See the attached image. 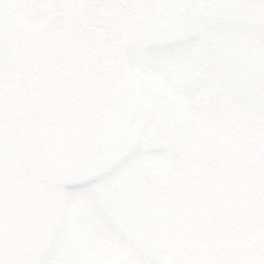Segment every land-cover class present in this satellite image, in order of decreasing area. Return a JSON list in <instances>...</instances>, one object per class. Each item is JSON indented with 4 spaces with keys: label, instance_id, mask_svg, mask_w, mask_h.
<instances>
[{
    "label": "rangeland",
    "instance_id": "obj_1",
    "mask_svg": "<svg viewBox=\"0 0 264 264\" xmlns=\"http://www.w3.org/2000/svg\"><path fill=\"white\" fill-rule=\"evenodd\" d=\"M162 1L148 24L171 27L112 40L48 0H0V264H264V0ZM98 43L118 68L99 105L64 67Z\"/></svg>",
    "mask_w": 264,
    "mask_h": 264
},
{
    "label": "flooded vegetation",
    "instance_id": "obj_2",
    "mask_svg": "<svg viewBox=\"0 0 264 264\" xmlns=\"http://www.w3.org/2000/svg\"><path fill=\"white\" fill-rule=\"evenodd\" d=\"M137 4V9L133 15L130 16H120L118 22L116 25H114L111 28L104 29V30H98L101 33H108L112 31L113 29H116L115 32H110L107 35L111 37L112 40H118V39H128L131 40L133 36L138 34L146 33L147 31L151 32H159L158 30H164L170 27L171 24L176 22V18H164L160 23L152 24V27L148 24L151 22V19L155 15L154 12L156 10H159V12L164 13L165 11L161 8L163 6L161 5V8L157 7L158 0L153 1V6H155L152 10V12H149L150 9L153 7H150L149 10H146L144 6L141 4L140 0H135ZM51 6L60 10H63V8H68L71 13L77 12L79 13L77 16H80L83 18L82 9L84 5V0H48ZM165 2V0L162 1V3ZM181 8L178 10V15L183 16L184 15V9L186 11L185 3L181 1L180 3ZM80 8V9H79ZM81 12V14H80ZM162 14L156 15L159 16ZM88 22V21H87ZM88 24L92 25L88 22ZM147 25V26H145ZM29 42L25 43L26 48L24 56H31L36 59V65L40 67L44 64V61H51L52 55L49 56L47 53L48 48L50 47V41L46 40L42 37L40 33H34L29 38ZM102 43H98V47H101L100 51L98 52V49L95 51L87 52V55L85 54L82 57L75 56H69L65 62L64 67L66 69L65 71V79H68L70 82L73 81L72 84L77 82L84 83L85 90L88 92V96L92 97V94L94 95L96 99L97 105L101 104L104 94H103V88L105 85V81H112V76L117 74L118 68L116 64V60L113 58L107 61L108 67H106V70L104 68L103 64V47L101 46ZM106 50H109L111 52V55H117L119 54L120 48L112 45L110 42L109 46L105 47ZM132 49L130 46L123 47L122 50L125 51V54H129V51ZM127 51V52H126ZM109 52H107L109 54ZM79 60V63L77 62ZM124 73L127 76L128 81L130 82V70L129 68H124ZM125 76V77H126ZM34 97L36 98V102L34 100V104L38 105V108L36 109V106H33L32 111L35 113V116H31L30 124H32L34 129V136L35 140L37 141V145L43 155L48 156L50 153L51 148V140L53 137V134L55 132V124H54V113L50 111L49 107V101L46 99L44 95H40L36 92H34ZM36 109V110H35ZM97 130V129H96ZM94 135V133H92Z\"/></svg>",
    "mask_w": 264,
    "mask_h": 264
},
{
    "label": "water",
    "instance_id": "obj_3",
    "mask_svg": "<svg viewBox=\"0 0 264 264\" xmlns=\"http://www.w3.org/2000/svg\"><path fill=\"white\" fill-rule=\"evenodd\" d=\"M125 6L134 7L133 0H88L86 14L99 27L111 26L124 11Z\"/></svg>",
    "mask_w": 264,
    "mask_h": 264
}]
</instances>
